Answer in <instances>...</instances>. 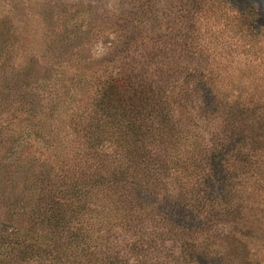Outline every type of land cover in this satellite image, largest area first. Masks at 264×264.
Here are the masks:
<instances>
[{"label": "rangeland", "instance_id": "obj_1", "mask_svg": "<svg viewBox=\"0 0 264 264\" xmlns=\"http://www.w3.org/2000/svg\"><path fill=\"white\" fill-rule=\"evenodd\" d=\"M0 264H264V0H0Z\"/></svg>", "mask_w": 264, "mask_h": 264}, {"label": "trees", "instance_id": "obj_2", "mask_svg": "<svg viewBox=\"0 0 264 264\" xmlns=\"http://www.w3.org/2000/svg\"><path fill=\"white\" fill-rule=\"evenodd\" d=\"M126 78V77H125ZM125 78H119V79H117L116 80V85H117V83H119L120 85H122V86H124V85H126V84H128L127 83V80H125ZM129 78H130V76H129ZM130 92H131V89H130ZM133 93H136L137 92V89L135 88L133 91H132ZM129 94H131V93H129ZM132 129H133V127H132ZM141 130L142 131H139L138 132V135L139 136H143V135H148L149 133H147V131H145L146 129H142L141 128ZM134 133H137V132H134ZM128 136V135H127Z\"/></svg>", "mask_w": 264, "mask_h": 264}]
</instances>
